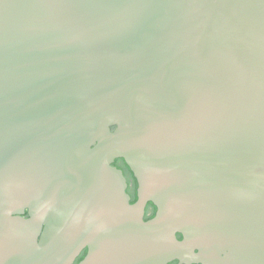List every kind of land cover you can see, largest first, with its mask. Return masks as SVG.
Listing matches in <instances>:
<instances>
[{
  "label": "water",
  "instance_id": "95a60500",
  "mask_svg": "<svg viewBox=\"0 0 264 264\" xmlns=\"http://www.w3.org/2000/svg\"><path fill=\"white\" fill-rule=\"evenodd\" d=\"M85 248L264 264V0H0V264Z\"/></svg>",
  "mask_w": 264,
  "mask_h": 264
},
{
  "label": "flooded vegetation",
  "instance_id": "af4514ba",
  "mask_svg": "<svg viewBox=\"0 0 264 264\" xmlns=\"http://www.w3.org/2000/svg\"><path fill=\"white\" fill-rule=\"evenodd\" d=\"M113 130L114 128H112V131ZM112 166L122 171L128 185L126 192L130 196L131 203L132 201H134L133 203H135L137 201L138 182L134 177V174L132 173V171L130 170V168L123 159H116L115 162L112 164ZM149 204L151 203H148L146 207L145 217H149L152 215V208L149 207ZM21 217L24 219H29V210L24 209V213L21 214ZM87 254H88V249L87 248L83 249L82 252L76 257V259L72 264H80L85 259ZM172 263L178 264L177 261H174Z\"/></svg>",
  "mask_w": 264,
  "mask_h": 264
},
{
  "label": "trees",
  "instance_id": "16d2710c",
  "mask_svg": "<svg viewBox=\"0 0 264 264\" xmlns=\"http://www.w3.org/2000/svg\"><path fill=\"white\" fill-rule=\"evenodd\" d=\"M133 202H134V201H132V203H133ZM149 207L152 208V215L149 216V217H145V220H146V221L149 220V219H151V218H153V217L155 216V214H156V211H157L156 207H155L152 203L149 204ZM178 238L181 240V239H182V236H181V235H178ZM172 264H176V263H172Z\"/></svg>",
  "mask_w": 264,
  "mask_h": 264
}]
</instances>
